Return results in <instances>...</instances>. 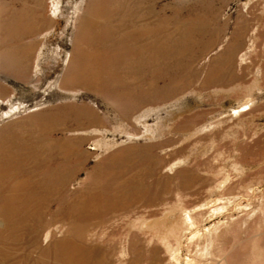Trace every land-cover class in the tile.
Here are the masks:
<instances>
[{"label":"rangeland","instance_id":"obj_1","mask_svg":"<svg viewBox=\"0 0 264 264\" xmlns=\"http://www.w3.org/2000/svg\"><path fill=\"white\" fill-rule=\"evenodd\" d=\"M185 262L264 264V0H0V264Z\"/></svg>","mask_w":264,"mask_h":264},{"label":"bare ground","instance_id":"obj_2","mask_svg":"<svg viewBox=\"0 0 264 264\" xmlns=\"http://www.w3.org/2000/svg\"><path fill=\"white\" fill-rule=\"evenodd\" d=\"M115 3V0H113V4ZM53 9H54V11L56 10V3L53 5ZM103 16H105V13H103L101 16H99V17H97V16H95V17H93L91 14H90V12H89V10L87 11L86 10V15L81 19V29L83 28V30H85L86 31V28H87V26H88V24H90L92 21H99V20H101V17H103ZM112 19L114 18V16H115V12H113L112 13ZM97 17V18H96ZM240 108V107H239ZM243 110V108H241L240 110H237V112H239V111H242ZM186 212V211H185ZM187 215V214H186ZM189 219V218H188ZM189 221V220H188ZM188 229H190V228H188ZM193 235V234H192ZM195 235V234H194ZM192 237V236H191ZM192 239V238H191ZM178 253V252H177ZM177 253H175V254H177ZM172 254H174V252L172 253ZM173 256V255H172ZM171 256V257H172ZM173 257H175V255L173 256ZM172 257V258H173ZM178 258V257H177ZM178 259H180V258H178ZM177 259V260H178ZM185 260V259H184ZM188 259H186L185 261H187ZM183 261V260H182ZM175 262H176V260H175ZM177 263V262H176ZM182 263V262H181ZM184 264H187L186 262L184 263Z\"/></svg>","mask_w":264,"mask_h":264}]
</instances>
